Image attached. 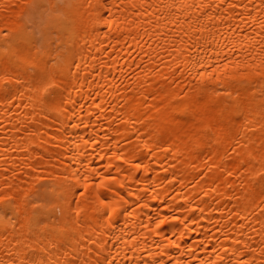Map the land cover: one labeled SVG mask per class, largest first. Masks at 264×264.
Segmentation results:
<instances>
[{
    "label": "bare ground",
    "instance_id": "bare-ground-1",
    "mask_svg": "<svg viewBox=\"0 0 264 264\" xmlns=\"http://www.w3.org/2000/svg\"><path fill=\"white\" fill-rule=\"evenodd\" d=\"M0 77V264H264V0H0Z\"/></svg>",
    "mask_w": 264,
    "mask_h": 264
},
{
    "label": "snow or ice",
    "instance_id": "snow-or-ice-1",
    "mask_svg": "<svg viewBox=\"0 0 264 264\" xmlns=\"http://www.w3.org/2000/svg\"><path fill=\"white\" fill-rule=\"evenodd\" d=\"M5 35H7V33L5 32ZM0 79H4V77H0ZM6 199H8L7 197H0V203H3Z\"/></svg>",
    "mask_w": 264,
    "mask_h": 264
}]
</instances>
